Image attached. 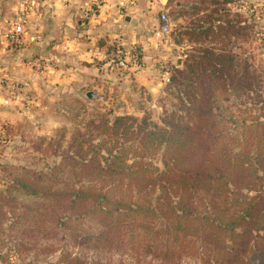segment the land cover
Here are the masks:
<instances>
[{"label":"trees","instance_id":"obj_1","mask_svg":"<svg viewBox=\"0 0 264 264\" xmlns=\"http://www.w3.org/2000/svg\"><path fill=\"white\" fill-rule=\"evenodd\" d=\"M222 7L180 32L191 45L161 125L97 112L71 154L14 186L53 197L62 223L88 218L101 241L144 245L160 264H264V70L243 43L258 19Z\"/></svg>","mask_w":264,"mask_h":264},{"label":"rangeland","instance_id":"obj_2","mask_svg":"<svg viewBox=\"0 0 264 264\" xmlns=\"http://www.w3.org/2000/svg\"><path fill=\"white\" fill-rule=\"evenodd\" d=\"M129 1L119 0L122 13ZM150 1L155 5L153 8L159 5L158 0ZM222 1L170 0V7L165 9L170 24L167 34L159 30L161 9L157 17H152L150 15L156 13L149 8L147 23L159 32L154 37L153 33L151 37L146 32L135 34V40L126 46L121 42L102 39L100 43L98 40V46L106 49V54L94 62L105 64L102 74L95 73L93 80L77 76L65 85L47 81L48 71L44 67L48 60L42 57L34 66L40 79H34L31 88L18 82L8 89L11 101L5 103L7 106H0V264H66V260L74 256L82 264H160V259L144 245L138 248L134 246L136 243L120 240L119 236L112 237L111 244L108 240L101 241L97 238V228L88 218L73 216L71 222L62 223L60 217L54 215L57 209L53 197L26 194L14 186L13 180L16 177L32 179L53 169L71 154L74 140L83 137L86 126L95 121L97 112L108 118L146 115L161 125L164 112L175 102L166 94L169 76L172 68L180 66L191 45L180 32L204 14L218 11ZM225 6L222 8L239 14L236 18L240 20L244 13L247 24L251 22L250 7L256 8L257 39L243 40V43L247 53L264 70V0H230ZM240 24L242 26V22ZM18 38L17 45L9 44L11 50L22 45L19 35ZM235 42V48L242 46V38ZM118 48L123 53L116 58L114 54ZM236 50L240 51L238 47ZM140 75L144 80L157 77L148 86L140 85ZM14 111L15 118L4 116ZM116 241L124 245L118 246ZM181 264L201 262L198 258L187 257Z\"/></svg>","mask_w":264,"mask_h":264},{"label":"crops","instance_id":"obj_3","mask_svg":"<svg viewBox=\"0 0 264 264\" xmlns=\"http://www.w3.org/2000/svg\"><path fill=\"white\" fill-rule=\"evenodd\" d=\"M135 1L126 5L122 13L119 0H0V106L11 101L8 89L14 84L23 82L31 88L34 79H40L34 67L38 58L48 60L44 67L48 71L47 81L65 85L77 76L93 80L95 73L102 74L105 64L94 62L106 50L98 46V40L125 45L135 40V34L146 32L151 37L153 33L154 37L159 31L155 32L150 22L147 23L149 8L156 13L150 16L157 17V11L170 7V0H158L156 8L150 0ZM250 9L256 15V8ZM22 13L25 17L20 22L18 17ZM12 31L23 42L17 50L9 48L7 35ZM4 77L6 80H2ZM156 77L144 80L140 75L139 83L150 86ZM15 113L4 116L12 119Z\"/></svg>","mask_w":264,"mask_h":264},{"label":"built area","instance_id":"obj_4","mask_svg":"<svg viewBox=\"0 0 264 264\" xmlns=\"http://www.w3.org/2000/svg\"><path fill=\"white\" fill-rule=\"evenodd\" d=\"M133 2H134V0L129 1V3H133ZM122 3L123 2H120V4H122ZM24 17H25L24 13H22L19 15L18 20L20 22H22V21H24ZM159 19L161 21L160 32L162 34H167L170 31V24L168 22L167 14L165 11H163V10L160 11ZM7 38L9 40V43L13 44V45H17V43L20 41L18 38V33L16 31H12V32L8 33ZM122 53H123V51L120 48H118L117 50H115L114 56L116 58H119Z\"/></svg>","mask_w":264,"mask_h":264},{"label":"water","instance_id":"obj_5","mask_svg":"<svg viewBox=\"0 0 264 264\" xmlns=\"http://www.w3.org/2000/svg\"><path fill=\"white\" fill-rule=\"evenodd\" d=\"M88 96L90 95V94H87Z\"/></svg>","mask_w":264,"mask_h":264}]
</instances>
